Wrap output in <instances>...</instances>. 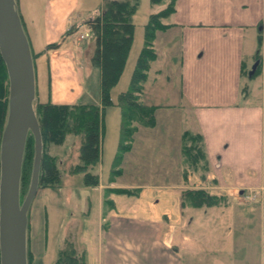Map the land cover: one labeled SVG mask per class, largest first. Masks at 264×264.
<instances>
[{
    "label": "crops",
    "instance_id": "1",
    "mask_svg": "<svg viewBox=\"0 0 264 264\" xmlns=\"http://www.w3.org/2000/svg\"><path fill=\"white\" fill-rule=\"evenodd\" d=\"M44 4L48 17L44 40L31 39L40 53L37 59L48 75L80 84L83 72L77 61L91 50L93 39L75 52L47 49L73 26L65 29L66 24H60L52 0ZM174 10L161 20L165 29L155 33V60L150 63L155 65L154 81L148 84L149 67L140 96L143 104L156 108L153 128L163 97L170 98L173 111H180L179 123L188 126L179 134L178 158L167 168L174 169V177L170 182L122 185L124 171L118 170L119 177L111 179V161L108 184L88 187L100 191L94 236H88L84 221L89 215L83 213V224L74 227L75 246L83 252L85 264H264V0H175ZM173 49L179 63L175 95L167 89L172 76L165 74ZM255 62L257 70L248 76ZM155 83L162 85L158 93L150 92ZM164 89L166 95L161 93ZM185 132L201 138L207 174L200 180L187 173L180 160ZM114 190H147L158 198L149 204H119L111 198L119 195ZM187 190H205L220 200L211 207H182ZM247 195L253 199L246 200ZM161 196L171 206H155ZM64 234L67 239L66 230Z\"/></svg>",
    "mask_w": 264,
    "mask_h": 264
},
{
    "label": "rangeland",
    "instance_id": "2",
    "mask_svg": "<svg viewBox=\"0 0 264 264\" xmlns=\"http://www.w3.org/2000/svg\"><path fill=\"white\" fill-rule=\"evenodd\" d=\"M14 1L25 35L28 42L30 41L29 47L35 67L36 81L33 107L36 106V102H48L56 105L64 104L69 106H98L100 101L99 69L90 66L87 58L90 51H87L86 53L84 52L83 59L86 61V64L83 62V59L81 61H77L79 62L78 67L81 68L83 72V81L80 84L76 81L70 82L68 80L62 82L58 75L54 73L52 74L51 72L50 75H48L47 72L44 71L46 66H43L42 61L37 59L40 53H36L35 47L32 45V42L35 39L39 43L44 40V25L47 24L48 17L45 16L46 10L43 8L45 7L47 9L44 3L48 0ZM170 1L171 0H163L162 6H166ZM52 2L57 6L59 12L57 20L60 21V24H66L65 29L70 28L71 26L73 27L70 28L71 33H69V35H63V38H61L59 42L57 41L56 43L54 42L53 44H49L46 48H59L62 50L61 52H64L66 50L74 51L77 48L85 46L88 43V40L92 39V37L81 42H76L79 40L77 39L78 35L76 32L73 33V30L75 29L74 25L85 24L86 21L98 15L102 10L103 0H52ZM161 8L164 7H158V5L152 4L150 0H138V6L135 14L132 16V24L134 26L132 44L128 52L124 69L117 83L110 90L112 105L106 107L102 113L104 130L101 137V156L97 163L87 167L85 170L86 173H90L98 177V185L100 184L102 186H106L108 184L111 174V161H114L113 159L116 156L115 153L117 152L119 144L121 109L118 105V96L121 92L128 90L130 76L134 68L136 58L143 46L144 26L148 21V16L150 14L157 13V11ZM38 47L40 50L42 49L41 45H38ZM176 57L177 56L174 51L171 56L172 60H168V62L166 61L168 69L165 72L166 75L172 76L171 80L173 84L171 83L168 85L169 87L167 89H169L170 94L173 92L174 95L178 89L179 73V63ZM149 67L151 69V75L149 76L148 84L150 85L154 81L152 73L153 69H155V65L151 66V64H149ZM57 81L62 84L56 85ZM161 86L162 85L157 84V86L152 87L150 92L156 91L158 93ZM3 87L4 93L1 101L3 103L5 101L7 104V78L3 83ZM165 89L161 93H165ZM170 102V98H168V100H164V97L162 100L158 101L161 108H158L159 111L155 116L157 119L156 128H153L154 126L150 128H142L141 126H138L137 130L133 134V140L130 142L131 151L124 152L119 165L113 166V170L124 171L122 174V180H120L122 185L124 183L133 185L134 182L143 181H150L152 184L160 183V181H163L164 179H167L170 182L172 177H174V169L167 170V168H169L168 165L170 161H174L178 158L181 143L179 134L188 126L186 124H183V126L179 123L180 111H173V108L168 106ZM169 114H172L171 117L168 116ZM72 122V119L69 117L66 118L65 123H63L65 131L63 133V142L60 145L66 141L64 145L60 146L59 144L50 143L49 141H46L43 144V153L48 158L52 159L56 167L59 169L61 181L57 187L46 189L38 188L37 194L31 203L28 214L29 224L27 223V227L29 225L28 238L30 240V245L28 242L27 247L28 263H30L31 258H34L32 264H54V261L57 258V252L63 246L65 240L69 239L74 242V227L77 224L79 227L83 224V219H85L83 213L89 215H87L89 217L87 218V221H84L87 224L89 238H92L95 233L93 231L98 221L97 205L99 199L98 194L100 191L97 188L92 189L86 187V189H84L83 172L73 174L72 176L69 174L70 170L73 169L74 166L76 167V165H79L78 150H76V148L79 147L80 136L72 131ZM29 135L31 136V134ZM190 144L191 142L189 140H186L184 143L186 146H190ZM196 146H198L197 143ZM180 160L183 161L182 156L180 157ZM155 169H157L156 173ZM205 171H207V166L205 160L201 159V156L197 157L196 164L187 165V173H194L196 178L198 177L199 180L207 174ZM111 175V179L119 177L114 174ZM28 187L29 178H27V181H25L21 187L20 202L24 200ZM66 187L68 188L66 189ZM147 190H143V193H136L132 191L133 194L130 193L129 195L123 193L119 195L111 194V198L119 204H130L132 202L149 204V202H152V200H155L158 197L153 196L155 192L148 193ZM219 200L220 199H218V202ZM155 206H171V203L167 197L161 196L159 204ZM65 230L67 232V239L64 234ZM74 244H76V241Z\"/></svg>",
    "mask_w": 264,
    "mask_h": 264
},
{
    "label": "trees",
    "instance_id": "3",
    "mask_svg": "<svg viewBox=\"0 0 264 264\" xmlns=\"http://www.w3.org/2000/svg\"><path fill=\"white\" fill-rule=\"evenodd\" d=\"M150 2L154 5L163 4V0H150ZM174 3L175 0H171L163 9L157 13L150 14L144 26L143 46L136 58L130 76L128 90L121 92L118 96V105L121 109V121L119 144L113 166H118L122 154L130 149V142L133 140V134L137 130V127L150 128L155 124L154 112L156 108L143 104L140 96L143 83L147 79L149 64L155 60V52L153 49L155 33L165 29V26L161 24V20L168 18L174 13ZM137 6L138 0H103L101 12L85 22L91 31V37L93 39L88 61L92 67L99 69L100 101L98 106H69L55 105L48 102H36V106L33 107L39 123L43 144L49 141L50 143L60 145L63 142V133L65 131L63 123H65L66 118L70 117L72 119L71 129L75 134L80 136V144L78 150L79 165L74 166L70 170V174L73 175L83 172V184L87 187H96L98 185V177L86 173L85 170L87 167L99 161L101 137L104 130L102 113L106 107L112 105L110 90L117 83L127 60L133 40L134 26L132 24V16L135 14ZM74 28L77 29V27ZM70 30L67 34L71 33ZM255 61H258V57L255 58ZM256 70L257 67L251 77L254 76ZM243 73L246 74L245 72ZM6 78L5 66L0 58V138L7 117V104L5 101L4 103L1 101L4 93L3 83ZM186 140L191 142L190 146L184 145ZM182 141L183 163L186 168L187 165L196 164L198 156H201V159L205 160L200 135L185 132ZM32 142L33 138L28 134L22 158L19 191L24 182L27 181V178H29L30 183L34 157V143L32 145ZM196 143L198 146H196ZM112 174L118 175L119 171L113 170ZM60 180L61 175L59 169L52 159L42 153L38 188L46 189L57 187ZM114 191L118 194H132V192L126 190ZM218 199L217 196L205 190H187L183 193L181 206L189 205L194 208L211 207L218 204ZM29 210L27 212V219H29ZM28 236L29 225L26 230V260L28 242L30 245ZM32 263L33 259L31 258L30 263L27 262V264ZM54 264H85L83 252L79 251L75 244L67 239L57 252V258Z\"/></svg>",
    "mask_w": 264,
    "mask_h": 264
},
{
    "label": "water",
    "instance_id": "4",
    "mask_svg": "<svg viewBox=\"0 0 264 264\" xmlns=\"http://www.w3.org/2000/svg\"><path fill=\"white\" fill-rule=\"evenodd\" d=\"M0 58L8 79L7 117L0 138V264H27V212L37 193L43 153L33 110L35 73L32 54L14 0H0ZM257 62L251 67V76ZM28 134L34 157L27 194L20 202V175Z\"/></svg>",
    "mask_w": 264,
    "mask_h": 264
},
{
    "label": "built area",
    "instance_id": "5",
    "mask_svg": "<svg viewBox=\"0 0 264 264\" xmlns=\"http://www.w3.org/2000/svg\"><path fill=\"white\" fill-rule=\"evenodd\" d=\"M89 35H90V30H89L88 28L85 27V28L80 32V34H79V39L82 40V39L88 38ZM245 199H246V200H252L253 197H250V196L247 195Z\"/></svg>",
    "mask_w": 264,
    "mask_h": 264
}]
</instances>
